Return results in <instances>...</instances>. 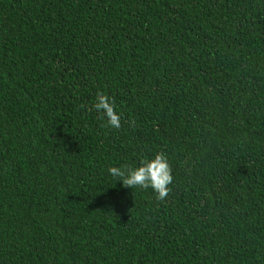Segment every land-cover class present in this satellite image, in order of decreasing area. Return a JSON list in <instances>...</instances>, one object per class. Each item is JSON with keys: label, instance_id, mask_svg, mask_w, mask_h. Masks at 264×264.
<instances>
[{"label": "trees", "instance_id": "16d2710c", "mask_svg": "<svg viewBox=\"0 0 264 264\" xmlns=\"http://www.w3.org/2000/svg\"><path fill=\"white\" fill-rule=\"evenodd\" d=\"M0 264H264V0H0Z\"/></svg>", "mask_w": 264, "mask_h": 264}, {"label": "clouds", "instance_id": "9594fccd", "mask_svg": "<svg viewBox=\"0 0 264 264\" xmlns=\"http://www.w3.org/2000/svg\"><path fill=\"white\" fill-rule=\"evenodd\" d=\"M92 107L103 117L112 128L121 127V113L113 97L98 91L93 99ZM108 173L115 181H120L128 188H151L157 199L163 200L169 193V185L173 176L169 159L163 152H157L151 157H143L131 166H112Z\"/></svg>", "mask_w": 264, "mask_h": 264}]
</instances>
